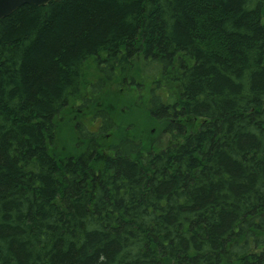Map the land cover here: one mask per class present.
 <instances>
[{
    "label": "trees",
    "instance_id": "trees-1",
    "mask_svg": "<svg viewBox=\"0 0 264 264\" xmlns=\"http://www.w3.org/2000/svg\"><path fill=\"white\" fill-rule=\"evenodd\" d=\"M107 94L140 100L166 145L117 134ZM88 102L94 130L73 119ZM0 264H264V0L0 19Z\"/></svg>",
    "mask_w": 264,
    "mask_h": 264
},
{
    "label": "rangeland",
    "instance_id": "rangeland-1",
    "mask_svg": "<svg viewBox=\"0 0 264 264\" xmlns=\"http://www.w3.org/2000/svg\"><path fill=\"white\" fill-rule=\"evenodd\" d=\"M102 101L111 109V113L116 116L118 124L123 127L120 129L118 128L117 134L125 137L131 136L135 141L141 143L144 147V151H146V149L152 151L159 150L169 141V135L161 131L160 120H155L154 118L150 119L141 101L134 99V96L128 98L123 96L122 99H116L107 94L102 96ZM102 105L103 104H100V106ZM94 106L98 107L99 104H95ZM91 110L92 106L89 102L85 107L78 105L77 113L74 114L73 119L80 124H86L89 129L94 130L96 127L94 128V126L90 124L89 119ZM68 123L71 122L68 121ZM60 131L58 133L59 147L65 149L68 147V144L73 145V142L68 138L66 140V137L63 136Z\"/></svg>",
    "mask_w": 264,
    "mask_h": 264
},
{
    "label": "water",
    "instance_id": "water-1",
    "mask_svg": "<svg viewBox=\"0 0 264 264\" xmlns=\"http://www.w3.org/2000/svg\"><path fill=\"white\" fill-rule=\"evenodd\" d=\"M50 1L58 2L60 0H0V19L8 16L12 11L24 4L46 5Z\"/></svg>",
    "mask_w": 264,
    "mask_h": 264
},
{
    "label": "bare ground",
    "instance_id": "bare-ground-1",
    "mask_svg": "<svg viewBox=\"0 0 264 264\" xmlns=\"http://www.w3.org/2000/svg\"><path fill=\"white\" fill-rule=\"evenodd\" d=\"M11 14V13H10Z\"/></svg>",
    "mask_w": 264,
    "mask_h": 264
}]
</instances>
